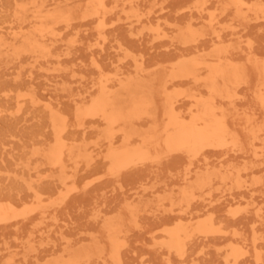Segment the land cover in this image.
<instances>
[{
    "label": "rangeland",
    "instance_id": "obj_1",
    "mask_svg": "<svg viewBox=\"0 0 264 264\" xmlns=\"http://www.w3.org/2000/svg\"><path fill=\"white\" fill-rule=\"evenodd\" d=\"M244 1L250 10H236L231 0H108L101 21L75 13L71 26L51 41L50 61L28 54L0 58V204L10 202L15 209L14 217L0 222V264L53 263L66 250L94 247L99 253L89 264H116L107 256L104 229L110 222L121 229L119 264H264V156L253 154L262 145L207 147L193 157L160 149L154 162L110 174L101 158L108 148L105 126L95 121L85 124V133L70 134L84 148L88 163H71L60 171L35 154L51 143L49 112L16 97L34 95L72 120L74 103L95 98L100 79L115 84L143 75L149 82L162 77L171 62L204 60L221 45L230 59L247 66L249 82L216 100L227 123L245 139L243 125L264 123V107L256 98L259 77L247 64L249 56L264 61V16L252 9H264V0ZM12 2L0 0V26L7 25L3 20ZM48 3L76 10L84 0ZM183 35L191 41L181 44ZM138 65L144 71L138 72ZM153 88L159 89L158 82ZM179 88L197 92L167 93L181 98L182 113L191 106L184 95L207 96L197 84ZM153 101L161 125L164 97L154 93ZM150 124L143 120L138 127L143 131ZM206 172L210 182L185 200L182 191ZM237 173L234 183L230 177ZM34 189L42 194L41 212L32 208ZM208 216L218 230L203 234L196 222ZM190 218L194 225L183 254L169 252L164 230ZM233 248L235 261L229 256Z\"/></svg>",
    "mask_w": 264,
    "mask_h": 264
},
{
    "label": "bare ground",
    "instance_id": "obj_2",
    "mask_svg": "<svg viewBox=\"0 0 264 264\" xmlns=\"http://www.w3.org/2000/svg\"><path fill=\"white\" fill-rule=\"evenodd\" d=\"M107 1L84 0L83 7L76 11L72 7L51 6L48 0H13L7 18L3 20L7 25L0 26V58L9 55L18 58L28 54L45 62L50 61L54 56L51 41L57 39L58 32L71 26L75 13H79L77 17L82 19L93 17L101 21L107 13ZM230 3L236 10H241L242 7L251 9L250 6H245L244 0H231ZM252 9L264 16L263 8ZM187 31H190V28H187ZM178 41L187 44L191 38L183 35ZM247 64L252 65L259 77L256 98L259 105L264 107V61L249 56ZM97 67L100 68L98 65ZM136 69L138 72L144 71L141 65ZM165 70L162 77L153 76L149 82L141 78L142 73L139 78H126L118 80L115 84L109 83L107 78L100 79L95 92L98 95L95 98L90 102L80 100L74 103L72 120L48 103H40L34 95H17L19 103L29 101L32 106L49 112L52 140L46 149L35 154L60 171H64L71 163L73 166L81 161L88 163L84 148L75 145L74 137L70 134L76 131L85 133L86 123L98 121L105 126L104 139L108 148L101 158L108 163L110 174H116L123 168L154 162L160 149L193 157L207 147L230 146L242 149L246 145L260 144L263 149L260 153L254 151L253 154L264 156V123L243 125L245 139H242L236 133V128L227 123L226 116L216 104L217 99L230 97L237 85L249 82L247 66L238 65L228 57L226 48L219 45L215 53L204 60L197 57L180 58L171 62ZM204 73L205 75H202ZM155 82L159 84L158 90L153 88ZM185 83L203 86L207 96L184 95L191 106L187 113H182V103H178L181 98H174L167 93H197L181 90L179 86ZM154 93H161L164 97L161 125L155 121L157 109L153 101ZM123 97L128 99L127 103L122 102ZM143 120L151 124L142 131L138 126ZM117 142L119 144L116 145ZM238 176L239 173L230 178L235 183ZM211 179L212 175L208 172L200 174L193 186L182 191V196L186 200V196L191 194L193 189L204 187ZM32 191V208L41 212L42 194L35 189ZM14 216L15 209L10 202L0 204V222L8 221ZM191 220L192 218L187 223H178L172 229L164 230V245L169 252L180 256L183 254L185 241L190 237L191 227L194 225ZM195 229L203 234L218 230L211 216L196 222ZM104 231L110 243L107 256L112 262L119 264L117 240L121 232L120 225L110 222ZM97 248L85 249L78 253L66 250L63 259L47 264H89L94 255L99 253ZM236 251L233 248L229 252L234 261L237 258Z\"/></svg>",
    "mask_w": 264,
    "mask_h": 264
}]
</instances>
